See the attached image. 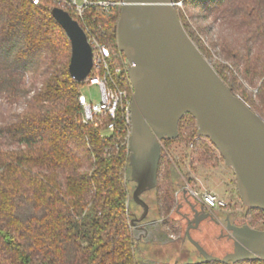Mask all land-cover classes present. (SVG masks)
<instances>
[{
    "label": "trees",
    "instance_id": "1",
    "mask_svg": "<svg viewBox=\"0 0 264 264\" xmlns=\"http://www.w3.org/2000/svg\"><path fill=\"white\" fill-rule=\"evenodd\" d=\"M87 1L92 5L78 16L68 0H0V264H146L136 257L130 229L125 109L132 88L128 74L115 71L126 61L116 46L119 9L105 11L94 5L103 0ZM173 2L204 57L208 52L177 3L186 13L199 8L202 16L220 22V31H226L220 55L229 65L212 66L231 93L264 120V0ZM54 8L109 49L107 85L127 93L113 121L103 116L82 123L79 96L86 82L68 73L71 46L51 16ZM111 122L114 130L108 132ZM196 138L195 120L185 115L177 139L161 144L192 145L193 154L206 158L210 148L202 142L198 150ZM160 159L169 158L162 153ZM157 181L153 192L162 185Z\"/></svg>",
    "mask_w": 264,
    "mask_h": 264
},
{
    "label": "water",
    "instance_id": "2",
    "mask_svg": "<svg viewBox=\"0 0 264 264\" xmlns=\"http://www.w3.org/2000/svg\"><path fill=\"white\" fill-rule=\"evenodd\" d=\"M116 46L124 56L132 88L128 139L133 202L157 184L161 143L176 140L179 121L190 115L197 135L206 138L235 177L243 205L264 212V120L231 93L187 34L173 0H121ZM51 16L71 46L68 73L83 83L92 69L87 35L70 15L54 8ZM234 249L212 257L190 241L203 263L264 261V229L230 227Z\"/></svg>",
    "mask_w": 264,
    "mask_h": 264
},
{
    "label": "flooded vegetation",
    "instance_id": "3",
    "mask_svg": "<svg viewBox=\"0 0 264 264\" xmlns=\"http://www.w3.org/2000/svg\"><path fill=\"white\" fill-rule=\"evenodd\" d=\"M199 139L202 138L197 135L195 141L199 142ZM163 148L161 144V154ZM220 162L224 164L223 159H160L157 177L161 179L162 185L152 192L154 196L147 202L143 199L144 195L156 189L158 181L153 190L140 195L147 206V212L144 213L139 206L140 214L130 221L131 231L137 230L139 234L146 236L150 227L158 228V236L168 237L171 241L177 240L182 245L189 243L203 260L190 241L196 242L206 254L220 258L214 250H208L207 244L217 247L220 254V240L231 242L232 253L234 239L230 227L247 226L253 230H263L264 212L259 213L257 209L243 205L237 190L234 192L241 205L235 208L234 204L222 203L220 193L209 189L214 179H220ZM198 170L204 172L207 180V187L203 192L195 187L194 176Z\"/></svg>",
    "mask_w": 264,
    "mask_h": 264
},
{
    "label": "rangeland",
    "instance_id": "4",
    "mask_svg": "<svg viewBox=\"0 0 264 264\" xmlns=\"http://www.w3.org/2000/svg\"><path fill=\"white\" fill-rule=\"evenodd\" d=\"M78 3L81 4L80 1H78ZM177 5L180 7L184 20L187 22L189 30L195 38L196 42L207 50L206 53H208L206 59L211 63V65H229L227 60H225V58L220 55L221 48H219V46L222 45L223 35L226 36L225 30L224 33L220 31V22L214 21V18L211 16H202L204 14H201L202 12L199 8L189 9V12L186 13V11H182L180 3H177ZM25 80L26 83H28V87L30 83L29 77L25 78ZM109 88L122 91V93L127 94L125 91L120 90L117 84H113V87ZM247 91L251 92L250 89H247ZM81 93L88 102L91 101L93 104H99L101 102V94L98 86H88V83H85L81 88ZM130 100L128 102L129 104ZM19 108L20 106H16L13 109H17L19 111ZM202 139L203 140H199V142H197L198 150L199 148L203 147L202 142H204L210 148V155L205 159H221L222 157L219 156V152L215 149L214 146L209 143V140L207 141L204 138ZM191 147L192 146L190 145L189 147H187L186 145H183L177 141L173 142L168 149L163 148V154H165L169 159H204L203 152L199 154V156H197L196 153L193 154L191 152ZM194 177L195 187L199 191L203 192V189L207 187L205 183L207 180L205 178L204 172L198 170L197 174ZM212 182L214 183L211 184L209 182V189L211 191H214L215 193H220V201L222 203L234 204L235 208H238L241 205L235 193L236 181L234 174L232 170L227 168V166H225L222 162H220V179H214ZM128 186L130 189L129 216L130 219H132L130 221H133L140 214L141 209L132 200L134 183L130 182ZM152 192L153 191L144 195L143 199L146 202L148 200H151L152 196H154ZM258 224H260V221H258ZM159 232L160 230L153 226L148 229V235L146 236H142L137 230L132 231V235L135 241V254L139 260H142L146 264H187L191 262L203 261L197 255V253L194 252L193 247H191L189 243L186 242L182 245L177 240L171 241V239H169L168 237L163 238L161 237V235L158 236ZM207 247L208 250H214L220 258L230 253L233 248L231 242L222 240H220V254L216 250L217 247H214L210 244H207Z\"/></svg>",
    "mask_w": 264,
    "mask_h": 264
},
{
    "label": "built area",
    "instance_id": "5",
    "mask_svg": "<svg viewBox=\"0 0 264 264\" xmlns=\"http://www.w3.org/2000/svg\"><path fill=\"white\" fill-rule=\"evenodd\" d=\"M68 5L73 7L76 14L81 16L84 8L87 5H92V3L87 0H68ZM81 2V4L78 3ZM37 1H34L36 3ZM99 7H102L105 11L108 9L120 7L123 5L121 0H103L95 3ZM88 39V38H87ZM88 43L92 50V69L90 71L89 76L84 81L88 83V86H98L101 94V102L99 104H93L91 101L88 102L86 98L82 95L79 96V104L82 106V123L89 124L93 121L95 117H103L108 116L113 121L115 119L117 108L119 107L121 100L126 99V94L122 93V91H118L115 89H110L107 86V71L109 59L111 57V53L109 49L105 46L100 45L96 40L88 39ZM128 64L126 61L121 63V68L117 69L116 72L120 71L126 72L128 70ZM126 110V122L130 125L129 121V103L127 102ZM114 123L111 122L108 124V132H113Z\"/></svg>",
    "mask_w": 264,
    "mask_h": 264
}]
</instances>
